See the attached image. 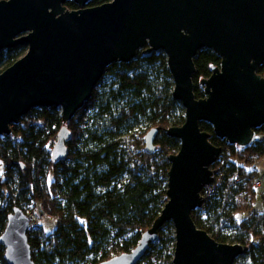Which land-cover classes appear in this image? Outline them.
<instances>
[{
  "label": "water",
  "instance_id": "obj_1",
  "mask_svg": "<svg viewBox=\"0 0 264 264\" xmlns=\"http://www.w3.org/2000/svg\"><path fill=\"white\" fill-rule=\"evenodd\" d=\"M0 0V53L26 46L27 52L0 73V138L12 133L32 109L58 108L63 126L52 150L56 162L68 154V124L114 63L141 54L167 57L173 98L185 109L182 126L167 129L181 143L168 157V202L140 243L100 264H138L167 223L175 231L173 264H234L249 248L224 244L197 227L193 213L205 204L203 191L214 181L212 166L222 148L210 142L201 123L231 145L247 148L264 126V0ZM210 50L221 59L201 80L204 98L195 95V58ZM160 128L145 136L155 153ZM32 219L14 207L0 237L7 264H36L28 233Z\"/></svg>",
  "mask_w": 264,
  "mask_h": 264
},
{
  "label": "trees",
  "instance_id": "obj_2",
  "mask_svg": "<svg viewBox=\"0 0 264 264\" xmlns=\"http://www.w3.org/2000/svg\"><path fill=\"white\" fill-rule=\"evenodd\" d=\"M26 49L1 52L0 73ZM220 64V57L210 50L195 58L197 99L204 98L201 80ZM259 73L264 74V65ZM106 76L111 85L102 91L96 88L68 124L71 139L65 158L52 161L53 143L63 126L61 110L55 107L32 109L10 135L0 138V237L14 207L23 210L33 203L47 220L56 222L52 231L44 226L35 231V239L29 230L36 264H100L112 258L111 240L122 239L120 253H131L168 202V157L180 150L181 143L169 137L167 129L184 124L185 110L173 98L167 57L162 52L149 58L139 54L130 63H114L98 85ZM140 125H147L143 134L134 132ZM200 127L211 134L213 145L222 148L215 167L224 179L216 196L193 213L194 222L219 243L231 240L249 248L234 264H264V189L253 184L259 177L253 159H264V126L256 130L253 145L239 147L242 153L236 151L238 146L217 138L211 125ZM153 128L160 132L157 149L150 154L145 136ZM124 176L127 181L120 184ZM246 190L253 202L259 200V209L239 207L238 199ZM227 230L234 233L226 235ZM174 246V227L167 223L138 264H173ZM4 255L0 244V264H7Z\"/></svg>",
  "mask_w": 264,
  "mask_h": 264
},
{
  "label": "rangeland",
  "instance_id": "obj_3",
  "mask_svg": "<svg viewBox=\"0 0 264 264\" xmlns=\"http://www.w3.org/2000/svg\"><path fill=\"white\" fill-rule=\"evenodd\" d=\"M26 52H27V49L24 52L23 56L26 54ZM111 83H112L111 77L110 76H106L103 79L102 83L100 85H97L96 88H97L98 91H102L105 87H108L109 85H111ZM202 89L204 91V87H202ZM175 119L176 118H174V120ZM84 122H85L84 126L86 127V125L89 124V114L84 119ZM146 130H147V125H140V126H138L137 128L134 129V132H136L138 134H143ZM127 136H129V135H127ZM56 141H57V138L54 140L53 147H54ZM53 147H52V150H53ZM236 151L237 152H241L242 149H240L238 147V148H236ZM176 153L177 152H173L170 155H173V154H176ZM222 159L224 160V158H220V160H222ZM253 161H254V164H255V167H256L257 171L259 172V177H263L264 176V159H261V158L260 159H253ZM50 177H52V176L50 175ZM259 177H257V178H259ZM257 178H256V176L253 178V184H254V181ZM126 181H127V176H124L120 180V184H124ZM238 202H239V207L243 211L244 210L245 211H248V210L255 211V209H259L260 208L259 200H257L256 202H253L252 201V197H251V195L249 193V190H246V191L242 192V194L240 195V197L238 199ZM23 210L32 219V223H31V231H32L31 238L35 239L36 238L35 231L41 229V227H43V226L48 231H52V230L55 229L56 222L47 220L46 215L42 211V209L39 208V207H36L33 203L24 206ZM233 233L234 232H232L231 230L225 231L226 235H232ZM230 241L231 240H229L228 244H231ZM120 243H122V242L121 241L116 242V240H115L113 248L110 247V246L108 247V250H109L110 255H111L112 258L115 257V256H118V255H121V253H120L121 250H120V245H119ZM115 245H117V246H115ZM114 247H117V249L114 248Z\"/></svg>",
  "mask_w": 264,
  "mask_h": 264
},
{
  "label": "built area",
  "instance_id": "obj_4",
  "mask_svg": "<svg viewBox=\"0 0 264 264\" xmlns=\"http://www.w3.org/2000/svg\"><path fill=\"white\" fill-rule=\"evenodd\" d=\"M216 164V163H215ZM215 164L212 166V170L214 171V181L211 185L205 187L202 195H203V198L205 200V204L211 200L212 198H214L218 192V188L222 185V182H223V176H219V167H215ZM238 179L235 180V182H237ZM254 186L256 188H259V189H264V176L263 177H259L257 178L255 181H254ZM204 204V205H205ZM121 241H123L121 239ZM111 246L114 244V241L111 240Z\"/></svg>",
  "mask_w": 264,
  "mask_h": 264
},
{
  "label": "flooded vegetation",
  "instance_id": "obj_5",
  "mask_svg": "<svg viewBox=\"0 0 264 264\" xmlns=\"http://www.w3.org/2000/svg\"><path fill=\"white\" fill-rule=\"evenodd\" d=\"M112 0H91L86 7H95L102 5L104 3L111 2ZM67 10L69 11H75L80 9L79 3H77L75 0H68L63 5Z\"/></svg>",
  "mask_w": 264,
  "mask_h": 264
}]
</instances>
